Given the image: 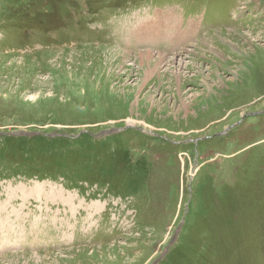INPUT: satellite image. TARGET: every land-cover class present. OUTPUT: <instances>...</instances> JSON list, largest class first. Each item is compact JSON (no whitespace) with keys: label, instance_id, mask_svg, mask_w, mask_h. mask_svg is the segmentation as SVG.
I'll list each match as a JSON object with an SVG mask.
<instances>
[{"label":"rangeland","instance_id":"1","mask_svg":"<svg viewBox=\"0 0 264 264\" xmlns=\"http://www.w3.org/2000/svg\"><path fill=\"white\" fill-rule=\"evenodd\" d=\"M0 132V264H264V0H0Z\"/></svg>","mask_w":264,"mask_h":264},{"label":"bare ground","instance_id":"2","mask_svg":"<svg viewBox=\"0 0 264 264\" xmlns=\"http://www.w3.org/2000/svg\"><path fill=\"white\" fill-rule=\"evenodd\" d=\"M145 24V23H144ZM156 26V25H155ZM147 27V26H146ZM157 29H155V30H151V31H149V32H151L150 34H147L145 31H143L142 30V28H140V29H138V27H137V29H135V30H133L134 31V35H135V37L136 38H139V37H142V38H149V39H151V40H158L160 37H163V34H162V32H163V28L160 26V24H158L157 25ZM189 27V30H188V32H191L192 30H193V26L192 25H189L188 26ZM154 28V27H153ZM152 29V28H151ZM137 30V31H136ZM146 30V29H145ZM182 37H183V34L181 35ZM166 37V36H165ZM175 38H177L176 36H175ZM206 41V40H205ZM149 42H152V41H149ZM148 43V42H147ZM148 45V47H149V44H147ZM147 45H144V46H147ZM171 47H173V44H170V48ZM214 49V48H213ZM140 56H141V58H143V60H141L142 62H143V66H144V69H145V71L146 70H149V72L150 73H152V72H154L155 70H154V68L156 67V66H158L160 63H158V61L159 60H161L160 58H162V56H164L163 55V53H159V54H157V61H154V64H152L151 63V61H150V58L152 59V56H151V53L149 52V51H145L144 52V54L143 53H140L139 54ZM165 57V56H164ZM116 60H117V58H116ZM112 63V62H111ZM170 63V62H169ZM113 64V63H112ZM121 64V63H120ZM120 64H118V62L116 63V65H120ZM115 66V65H114ZM147 73V72H146ZM149 73V74H150ZM128 76V75H127ZM128 78V77H127ZM142 82V81H141ZM131 122V121H130ZM48 188V187H47ZM54 188V187H53ZM32 189V188H31ZM57 189V188H56ZM52 190V189H51ZM55 190V189H54ZM40 191H42V190H40V187H39V184H35V187H34V189H32V190H30V193H28V192H23V194H22V197H24V198H27L29 195H31V193H36V194H38ZM45 191V190H44ZM48 191V190H47ZM53 193V192H52ZM59 193V192H58ZM43 195V194H42ZM57 195V194H56ZM68 195V194H67ZM61 195H59L58 197H60ZM44 197H47V195L46 196H44ZM61 199H62V201L66 204V205H69V204H71V202H68L69 201V198L67 199V197L66 198H62V197H60ZM56 199V198H55ZM23 200V199H22ZM26 200V199H25ZM57 202V201H56ZM8 203V202H7ZM69 203V204H68ZM73 203V202H72ZM97 204H98V207H99V203L98 202H96ZM95 201L94 202H92V204H89L88 206H87V208L89 209V210H92L94 207H95ZM8 206V205H7ZM97 207V208H98ZM70 208H72V207H70ZM73 210V209H72ZM93 211V210H92ZM7 212V211H6ZM13 214H14V212H13ZM6 217V216H5ZM90 217V216H89ZM7 218V217H6ZM3 223V222H2ZM2 240H4L3 238H2Z\"/></svg>","mask_w":264,"mask_h":264},{"label":"water","instance_id":"3","mask_svg":"<svg viewBox=\"0 0 264 264\" xmlns=\"http://www.w3.org/2000/svg\"><path fill=\"white\" fill-rule=\"evenodd\" d=\"M38 132H27V131H23V130H18V131H15V132H9L7 133L8 135H34V134H37ZM3 132H0V135H2Z\"/></svg>","mask_w":264,"mask_h":264}]
</instances>
